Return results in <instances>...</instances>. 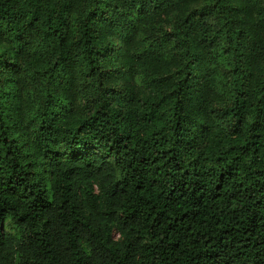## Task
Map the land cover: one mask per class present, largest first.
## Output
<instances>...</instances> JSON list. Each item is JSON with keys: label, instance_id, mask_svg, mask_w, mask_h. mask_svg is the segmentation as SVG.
Wrapping results in <instances>:
<instances>
[{"label": "trees", "instance_id": "obj_1", "mask_svg": "<svg viewBox=\"0 0 264 264\" xmlns=\"http://www.w3.org/2000/svg\"><path fill=\"white\" fill-rule=\"evenodd\" d=\"M0 264H264V0H0Z\"/></svg>", "mask_w": 264, "mask_h": 264}, {"label": "rangeland", "instance_id": "obj_2", "mask_svg": "<svg viewBox=\"0 0 264 264\" xmlns=\"http://www.w3.org/2000/svg\"><path fill=\"white\" fill-rule=\"evenodd\" d=\"M108 1H116V0H108ZM78 10H75L72 13V18H76L78 16ZM147 14H154L151 8H146L145 10L140 9H131L127 13V17H142ZM175 13H170L168 15H160L155 16L154 20L151 22L146 23H140L138 24V30H137V37L142 40V43L145 45L149 44L151 41H155L156 45L160 46L162 50L165 52V55L167 58H170L171 56L175 55V45L174 40L171 37L173 29H174V23H175ZM133 20V19H132ZM74 25V23H72ZM113 44L115 51H119L122 48V40L114 37ZM225 45L223 42H218L216 46L214 47V54L216 56L217 61L226 66L227 68L231 65V56L225 54ZM116 55V54H115ZM141 80L137 79V82L139 83ZM121 81L118 78H114L111 81L112 85H115L118 87L121 85ZM86 86V84H84ZM81 86H79V89ZM33 95L35 98L38 99L40 93L38 90L33 91ZM74 103L77 105V107L81 109H86V107L90 104L88 99L86 98V94L84 93H78V95L72 99ZM31 109V107H29ZM27 133H29V129L26 130ZM26 135V134H25ZM29 138L25 137L23 139H20L23 146V151L27 150V141ZM4 229L6 231H12L11 226L8 222H5ZM114 236L117 237V234L114 233Z\"/></svg>", "mask_w": 264, "mask_h": 264}]
</instances>
